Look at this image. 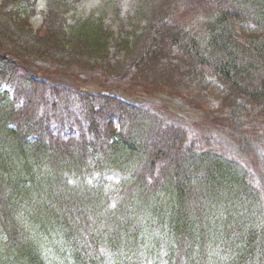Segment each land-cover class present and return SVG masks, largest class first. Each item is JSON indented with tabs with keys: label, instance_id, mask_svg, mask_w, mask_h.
<instances>
[{
	"label": "trees",
	"instance_id": "trees-1",
	"mask_svg": "<svg viewBox=\"0 0 264 264\" xmlns=\"http://www.w3.org/2000/svg\"><path fill=\"white\" fill-rule=\"evenodd\" d=\"M74 1L0 0V264H264L263 3Z\"/></svg>",
	"mask_w": 264,
	"mask_h": 264
},
{
	"label": "rangeland",
	"instance_id": "rangeland-1",
	"mask_svg": "<svg viewBox=\"0 0 264 264\" xmlns=\"http://www.w3.org/2000/svg\"><path fill=\"white\" fill-rule=\"evenodd\" d=\"M117 3L126 5L130 2V0H112ZM97 3L96 0H75L72 4V8L79 12H88L91 6H95ZM42 9L40 5L37 7V11L39 12ZM40 21V16L37 13L33 15L31 18V22L33 25H37ZM57 80L60 81L63 85H71L77 86L72 79L67 75H58ZM79 89L84 90L89 93H98L100 92L98 80H96L92 76H87V80H85L81 85L77 86ZM116 97L128 101L130 103H134L137 105H157V104H164L169 107L175 114L182 116L188 122L193 124L198 118H200L199 112L196 108L191 107L182 99L177 98H168L164 94H145V93H138V94H131L123 92L122 90L114 89L112 91Z\"/></svg>",
	"mask_w": 264,
	"mask_h": 264
},
{
	"label": "bare ground",
	"instance_id": "bare-ground-1",
	"mask_svg": "<svg viewBox=\"0 0 264 264\" xmlns=\"http://www.w3.org/2000/svg\"><path fill=\"white\" fill-rule=\"evenodd\" d=\"M261 1L263 4L260 5V8L264 11V1L263 0H259Z\"/></svg>",
	"mask_w": 264,
	"mask_h": 264
}]
</instances>
